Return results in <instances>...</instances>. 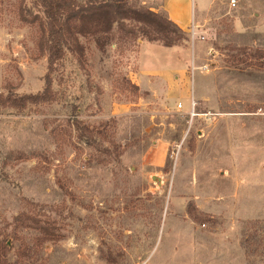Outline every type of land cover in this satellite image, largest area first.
Here are the masks:
<instances>
[{
  "label": "rangeland",
  "instance_id": "obj_1",
  "mask_svg": "<svg viewBox=\"0 0 264 264\" xmlns=\"http://www.w3.org/2000/svg\"><path fill=\"white\" fill-rule=\"evenodd\" d=\"M204 1L173 46L71 20L55 101L0 110V264H264V0ZM44 21L0 0L1 94L43 90Z\"/></svg>",
  "mask_w": 264,
  "mask_h": 264
},
{
  "label": "trees",
  "instance_id": "obj_2",
  "mask_svg": "<svg viewBox=\"0 0 264 264\" xmlns=\"http://www.w3.org/2000/svg\"><path fill=\"white\" fill-rule=\"evenodd\" d=\"M37 1L45 18L42 24L41 48L47 58V73L44 77L43 90L35 95L25 96H18L12 92L6 95L0 93V110L21 111L28 105L50 104L55 101L52 74L56 64L64 57L66 31L71 20L80 22L78 34L84 35L109 33L114 24L129 20L143 26L144 35L153 34L166 46H173L177 40H183L186 36L183 30L169 20L165 12L159 14L145 8H130L126 6L124 0H84L77 5L69 0ZM86 140L89 143L91 138ZM30 225L44 235L41 242L49 239L50 234L44 227L37 223Z\"/></svg>",
  "mask_w": 264,
  "mask_h": 264
},
{
  "label": "crops",
  "instance_id": "obj_3",
  "mask_svg": "<svg viewBox=\"0 0 264 264\" xmlns=\"http://www.w3.org/2000/svg\"><path fill=\"white\" fill-rule=\"evenodd\" d=\"M208 0H206L207 2ZM204 0H162L161 8L174 24L181 30L188 32L192 25L196 26L194 20L195 10L204 13L210 4H204ZM209 2V1H208Z\"/></svg>",
  "mask_w": 264,
  "mask_h": 264
},
{
  "label": "built area",
  "instance_id": "obj_4",
  "mask_svg": "<svg viewBox=\"0 0 264 264\" xmlns=\"http://www.w3.org/2000/svg\"><path fill=\"white\" fill-rule=\"evenodd\" d=\"M235 4V1L231 0V5L234 6ZM196 26L192 25L188 31L189 35L194 38L195 36V31H196ZM178 108L181 109V105H178ZM190 112H191V116H194L195 115V105L194 103L192 102L191 104V108H190Z\"/></svg>",
  "mask_w": 264,
  "mask_h": 264
},
{
  "label": "water",
  "instance_id": "obj_5",
  "mask_svg": "<svg viewBox=\"0 0 264 264\" xmlns=\"http://www.w3.org/2000/svg\"><path fill=\"white\" fill-rule=\"evenodd\" d=\"M153 180H156V178H153ZM158 181H160V180H158Z\"/></svg>",
  "mask_w": 264,
  "mask_h": 264
}]
</instances>
